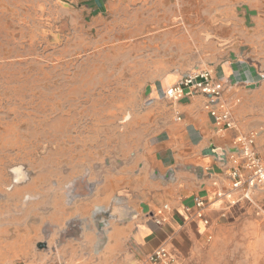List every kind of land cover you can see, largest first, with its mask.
Segmentation results:
<instances>
[{"label":"crops","instance_id":"crops-1","mask_svg":"<svg viewBox=\"0 0 264 264\" xmlns=\"http://www.w3.org/2000/svg\"><path fill=\"white\" fill-rule=\"evenodd\" d=\"M87 10L84 47L121 51L125 91L136 100L114 109L106 152L66 165L61 183H74L81 198L57 202L48 250L30 264H158L151 256L161 247L173 264H201L222 219L241 213L235 205L245 201L240 192L218 196L230 190L231 166L208 149L241 155L238 141L255 134L254 147L264 155V0H92ZM200 70L223 85L216 107L230 111L234 128H217L204 95L166 96ZM196 197L205 201L203 210ZM252 197L258 220L246 235L254 250L264 237V190ZM98 208L110 211L103 232L93 219Z\"/></svg>","mask_w":264,"mask_h":264},{"label":"rangeland","instance_id":"rangeland-1","mask_svg":"<svg viewBox=\"0 0 264 264\" xmlns=\"http://www.w3.org/2000/svg\"><path fill=\"white\" fill-rule=\"evenodd\" d=\"M89 1L0 0V264L48 250L49 216L67 204L66 165L106 152L114 109L136 100L121 51L84 47ZM255 203L222 219L201 264H264V237L253 250L246 235Z\"/></svg>","mask_w":264,"mask_h":264},{"label":"built area","instance_id":"built-area-1","mask_svg":"<svg viewBox=\"0 0 264 264\" xmlns=\"http://www.w3.org/2000/svg\"><path fill=\"white\" fill-rule=\"evenodd\" d=\"M222 92L223 85L214 79L212 72L209 70H200L191 71V73L186 74L177 84L166 91V96L172 100H178L181 98H191L193 95L197 94L204 95L208 98L205 109L211 114L217 128L220 130H228L235 126L233 115L229 110L221 112L216 107L222 98ZM178 120H181V117H178ZM255 139V134L241 139L238 143L241 145L242 154L227 155V158H229L228 164L230 163L231 166L228 175L231 186L229 192H221L218 194L219 197L230 199L232 193L240 192L242 194V200L247 201L251 199L254 192L264 190V155L261 156L254 147ZM222 165L227 166L224 164ZM195 202L197 207L201 210L206 206L205 201L199 197L195 198ZM167 208L168 206L164 207V209ZM197 216L199 219L204 220L206 225H209L208 219H205L202 213H199ZM161 223V221L156 220L158 226H160ZM151 261L158 264H173L172 256L164 247H161V249L152 254ZM6 264L21 263L13 262ZM40 264L63 263L45 262Z\"/></svg>","mask_w":264,"mask_h":264},{"label":"water","instance_id":"water-1","mask_svg":"<svg viewBox=\"0 0 264 264\" xmlns=\"http://www.w3.org/2000/svg\"><path fill=\"white\" fill-rule=\"evenodd\" d=\"M207 154H213L214 156L217 157V161L222 163V164H226L227 163V151H221V153H219L216 149H213L212 147L208 149L207 151ZM202 172V170H201ZM174 172L173 171H170V173L168 174V180H174ZM86 178H81L80 179V184H84L86 183ZM74 187H75V184L72 183L70 184L67 188H68V203H73V200L77 199V198H81L80 195L76 194L75 191H74ZM92 191V187L90 186L89 189H88V193L90 195ZM110 211H104L103 209L101 208H98L95 210V212L93 213V219L98 223V229L103 232V230L105 229V227H107V224H108V219L110 218ZM75 222V220H74ZM74 222H71L72 224H74Z\"/></svg>","mask_w":264,"mask_h":264}]
</instances>
